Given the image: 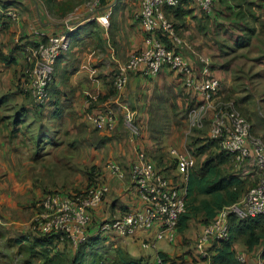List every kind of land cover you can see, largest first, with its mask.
Here are the masks:
<instances>
[{"label": "crops", "instance_id": "0c3cea01", "mask_svg": "<svg viewBox=\"0 0 264 264\" xmlns=\"http://www.w3.org/2000/svg\"><path fill=\"white\" fill-rule=\"evenodd\" d=\"M230 1L226 6L230 4L232 7L229 14L222 12L224 4L221 3L216 4L215 14L209 17L189 3L182 5L183 12L178 14L181 18L175 15V9H167L166 15L178 20L181 29L177 32L182 33L184 26L190 28V33L202 35L203 38L194 43L187 41L186 34L184 38L180 36L184 39V47L180 51L185 56L192 55L189 57L196 72L202 68L199 57H208L211 70L221 81L219 95L200 122V127H209L219 110L230 106L235 108L237 104L252 119V133L264 140V118L258 116L254 105L259 97L257 93L253 94L260 85L256 79L264 80V0H257L254 8H247L244 3L237 7V3L231 4ZM88 2L0 0V225L19 229L20 232L15 231L17 234L31 224L37 204L46 193L60 187L52 181L54 170L61 169L62 164L60 171L70 169L68 161L77 160L71 171L82 175L86 179L85 184L91 174L94 180L109 187L103 204L92 212L97 225L129 211L140 210L144 203L130 176L137 154L145 153L159 170L173 175L175 170L171 166L174 160L168 153L170 149H165L163 137L168 133L165 138L168 137L170 148L186 149V137L181 138L177 130L193 127L191 113L202 104L201 96L187 89L181 78L168 68L156 77L133 74L123 91L115 90L114 76L118 65L126 62L133 52L144 48L145 32L136 20L140 0H108L100 9L103 14L107 8H112L108 28L90 19L92 12ZM9 10L17 12L20 16L18 22L8 18L6 12ZM223 19L230 20L223 22ZM252 21L255 27L251 26ZM71 24L76 27L71 33V49L58 60L50 102L39 108L27 89L29 65L25 59L26 43L22 42L24 46L20 50L15 45V38L24 37L29 43L32 41L28 37L30 26L50 35H59L66 32ZM217 24L225 28L215 31ZM123 106L134 114L138 134L126 126ZM107 109L114 110L118 116L114 131L95 129L85 120L88 112ZM39 126L46 131L51 130V134L58 135L62 131L64 137L53 144L45 141L47 145L42 143L43 139L40 140L38 147L42 153L37 160L33 159L31 140H34ZM33 127L36 131L34 129L31 133ZM53 127L59 130L55 131ZM159 130L163 133L159 134ZM169 130L175 136H169ZM183 134L186 136L185 131ZM48 136L46 133L43 135L44 138ZM108 162H119L124 177L112 175L106 168ZM93 168L98 170L92 171ZM246 175L243 178L249 177ZM78 189V186L67 187L69 193ZM192 221L185 231L177 230L172 241L166 237L157 238L159 226L135 233L138 235L140 232L141 245L137 236L128 239L135 235H104L100 252L105 250L106 256L112 257L115 253L110 255L111 250L122 248L131 257L151 263L157 262L160 254H165L179 260L180 264H214L216 243H211L208 248L209 258H201L196 249V238L203 224L199 223L194 228ZM115 239L121 240L119 247L111 243ZM19 242L21 246L27 244L23 239ZM144 243L150 246L145 248ZM107 244H112L111 248ZM234 249L238 255H244L249 264H254L262 258L264 246L250 250L244 240L237 237Z\"/></svg>", "mask_w": 264, "mask_h": 264}, {"label": "built area", "instance_id": "2783aa9c", "mask_svg": "<svg viewBox=\"0 0 264 264\" xmlns=\"http://www.w3.org/2000/svg\"><path fill=\"white\" fill-rule=\"evenodd\" d=\"M185 0H140V9L136 20L145 32L144 48L133 52L129 59L118 65L114 85L117 91H123L133 74L141 73L145 77H156L164 68L177 74L185 87L201 96L202 104L191 113V124L200 127V122L212 106L221 88L220 79L213 73L208 57H199L202 68L196 72L191 61L183 54L169 49L161 39L166 34L177 44H183L174 23L168 19L166 8H177ZM216 0H189L200 12L211 15L215 9ZM103 0H89L87 6L92 12L91 20L99 22L105 28L109 27L112 8L102 9ZM8 18L18 22L17 12H6ZM66 32L50 35L43 30L30 26L33 43L24 46L25 59L29 65L27 71V89L37 106L50 102L51 86L54 82L55 66L62 54L71 49V33L76 27L71 24ZM15 43L21 45V38H15ZM126 126L134 134L138 129L134 124V114L123 106ZM86 121L95 129L114 131L118 125V116L112 109L98 112H88ZM249 121L238 111L231 108L219 110L213 118L210 128V139L217 141L222 151L232 155L235 169L246 174L259 176L258 184L250 188L236 203L224 206L215 219L206 225L196 238V249L201 258L208 259V248L214 241H226L231 236L230 218L235 216L240 220H251L264 217V141L253 136ZM177 163L179 178L171 180L159 173L154 164L148 161L145 153L137 154V161L131 169V182L135 186L144 205L120 217L100 223L92 228V211L98 209L109 192V187L100 183L87 188L80 194L68 195L62 192H50L37 204V211L31 220V228L44 234H57L61 242L68 241L78 249L91 237L117 235L128 237L140 230H151L159 226L158 239H175L183 214L187 212V184L196 159L189 151L173 147L169 150ZM106 168L112 175L124 177L121 166L116 162L106 163ZM143 246L149 247V243ZM241 264H249L244 255L237 256ZM158 263L161 259L158 258ZM254 264H264L259 258Z\"/></svg>", "mask_w": 264, "mask_h": 264}, {"label": "trees", "instance_id": "16d2710c", "mask_svg": "<svg viewBox=\"0 0 264 264\" xmlns=\"http://www.w3.org/2000/svg\"><path fill=\"white\" fill-rule=\"evenodd\" d=\"M107 1L108 0H103L102 6H104ZM233 1L237 2L239 0H233ZM189 3H191L189 2V0H185L183 4H181L177 8H166V10L175 9L174 11L175 15L178 18H181L178 16V14H181V12H183L181 11L182 5H189ZM218 3L227 5L228 0H216L215 9H216V4ZM243 3L246 5L248 3V0H243V2L240 3L237 2V7L241 6ZM251 4L252 3L248 4V6L251 7ZM227 8L229 10H232L230 4H228ZM215 9L213 12L214 14L216 12ZM202 14L209 17V15H206L204 13ZM254 16L256 17V15ZM28 37L32 38L31 39L32 41L29 43H33L34 42L33 35L29 31H28ZM161 39L162 42L169 49H172L175 52H181L180 51L181 48L184 47L183 44L182 45L177 44L171 37H169L166 34L162 35ZM25 40L26 38L24 37L21 38V42L28 44ZM15 45L20 50L23 49L22 46H24L23 43L21 45L19 44H15ZM189 56L192 55L189 54ZM189 56H185V57L191 61ZM56 67L57 64L55 66V73H56ZM116 73L114 76V81H115ZM137 75H142V74L139 72L137 73ZM54 80H55V76H54ZM46 105L44 106L36 105V106L39 108H44L46 107ZM85 120H86V116H85ZM210 143L212 144L216 143L219 146L218 142L212 139H210ZM196 150L197 152L194 154L199 156L201 155V152L206 151V148L200 147L197 148ZM147 159L148 161L152 162L149 159V157H147ZM231 159L233 161V164L231 163ZM135 162L136 160L134 161V163ZM134 163L132 164V166L134 165ZM223 164L229 165V170H227L226 172L225 169L221 168ZM155 168L159 173L165 175L167 178H170L171 180L176 181L179 178L178 174L172 177L171 174L168 175L164 170H159L156 166ZM171 168H174L177 173V163L175 161H173ZM96 169L97 168H93L92 171ZM193 170L189 176V180L187 184V212L182 215L178 227V231H182V232L188 228L191 220L197 218L198 214L200 213L203 214L201 218H197V219H199V223L203 224L202 228H204L206 225H208L215 219L220 209H222L224 206H228L238 202L249 190L248 189L246 191V188H249L251 185L250 183L249 184L245 183L244 180H248L247 178L250 179V177L253 176L257 177V179L255 180L256 182L251 185L252 187L256 186L259 181V176L256 174H249V177L243 178L241 174L242 170L235 169L232 155L226 153L225 151H221L216 156H211L207 158L199 169H195L194 171ZM100 183L101 182L94 180L93 176L89 174L88 188ZM53 192H62V191H53ZM62 193L68 195L72 194L67 192H62ZM199 196H203V198L200 201H199ZM198 201L199 203L196 205ZM128 213H130V211ZM109 220L111 219L104 220L103 222ZM97 223L98 222H96L92 217V226L96 225ZM230 232H231V236L229 240L213 242L216 243L214 248L215 254L213 256L214 264H241L237 259L238 254L234 249V243L237 237L242 238L250 250L254 249L257 246H261V245L264 246V217L261 216L251 220H240L237 217L233 216L230 218ZM38 236L39 237H34L33 241L30 238L29 239L24 238L23 241H27V243H31V245L28 244L31 246L29 250L34 248L35 253H32L30 255L31 257L38 256L41 259L48 260L52 253V250H55L57 246L62 244L61 236L52 233L44 234L42 232H38ZM103 243H104V239L101 238L100 236L91 237L90 240H88L85 244H83L81 247L77 249L76 255L74 256V259L71 262V264H180L179 260L171 259L165 254H160L159 256V258L161 259V263L158 262L151 263L143 258L136 259L131 257L129 253L122 248H117L115 254L112 257H107L106 256L107 252L104 253L100 252ZM262 259L264 260V251L262 254Z\"/></svg>", "mask_w": 264, "mask_h": 264}, {"label": "rangeland", "instance_id": "374dc122", "mask_svg": "<svg viewBox=\"0 0 264 264\" xmlns=\"http://www.w3.org/2000/svg\"><path fill=\"white\" fill-rule=\"evenodd\" d=\"M87 1H89V0H87ZM230 2H231V4H235V3L240 2V1L235 2V1L231 0ZM256 2H257V0H248V3L246 4L247 8H249L248 4H250V3H252L251 8L254 7L255 5H257ZM226 6L227 5L223 6L224 9L222 10V12L223 13L227 12V14H229L230 10ZM231 17L232 16H230L228 18H231ZM169 18H170V20H172V22L175 23L177 31H178V29L180 28L178 20H176L173 17H169ZM223 20H224L223 22H227L230 19H223ZM248 25H249V23H247V26ZM251 26L255 27L254 21H252ZM182 27H183L182 33L178 32V34L182 38H184V36L186 37V35H187V39H188L187 41L188 42L192 41L194 43L197 39L203 38L200 33H197V32L190 33L189 27H187V28H184V26H182ZM224 28H225V26H220L217 24L215 31H218V30H221ZM183 41H184V39H183ZM255 82H258V84H260L258 86L259 88L255 89V91H253V94L257 93L258 94L257 96L259 97L258 99L255 100V104H254L255 110H256V113L258 114V116H260L261 118H264V95H262V93L264 91V80L263 79H256ZM220 90H221V88H220ZM247 101H250V100H247ZM247 106H248V104H247ZM229 108H231V106L228 107V109ZM235 108H233V109H235L242 116H244L252 126V119L248 118L246 116V114H244L243 111H241L239 109L237 104L235 105ZM248 109L250 110V106H248ZM251 109H252V107H251ZM249 110H246V111L249 114H251V112H249ZM53 128H54L53 130H55V131L59 130L56 127H53ZM210 128H211V123H209V127L204 125L201 127L195 126V127H191V129H187V127L185 126V129H178L177 130L178 133L180 132L179 135L180 134L182 135L181 138L186 137V139H185L186 141L184 140V146L190 152V154L192 156H194L196 159V168L195 169H199L203 165V163L206 161L207 158H209L211 156H216L217 154H219L222 151L216 143L215 144L210 143V138H209ZM34 129L35 128L33 127V129L31 130V133ZM35 131H36V129H35ZM153 131L156 132L155 130H153ZM169 131H170L169 136H171V135L175 136V134H174V132H172V130H169ZM184 131L186 133V136L183 134ZM158 132H159V134L163 133L162 130H159ZM45 133L47 135H50L51 137L48 136L47 138H44L43 135ZM251 133H252V130H251ZM167 135H168V133L165 134L163 137L165 140L164 141L165 149H171L170 148L171 144L168 141V137H167V139L165 138ZM252 135L255 136L253 133H252ZM57 136L59 137L58 139H57ZM63 137H64V133L62 131H60L58 135H57V133L51 134V130L46 131L45 128L42 129L39 126L38 131L34 137V140L33 139L31 140V143L33 145L32 146L33 152H34L33 153V159L39 160V158L41 157L42 151L38 147V145H40V143H41L40 140L43 139L42 143H44V144H45V141H47V143L53 144L52 142H54L55 140H61V139H63ZM157 141L160 142V140H157ZM45 145H47V144H45ZM200 147L206 148V151L201 152V155L197 156L194 153H196L197 152L196 149L200 148ZM165 152H167V151H165ZM168 153H169V151H168ZM68 162H69L70 169H66V171H60L61 169H63V164H62L61 169L57 168V170H54L55 177H52V181H53V183H55L56 185H59L60 187H58L57 190L54 189V190L48 191L49 193L53 192V191H62V192L69 193L70 191H68L69 189L67 190V187H69V188H74L76 186L80 187V189L75 190L71 194V195H73V194H80L88 188L89 179L87 180V183L85 184L86 179L84 180V177L82 178V175H77L76 171H71L72 166L76 165L77 160L72 161V162L68 161ZM59 163H62V162L60 161ZM116 163L119 164V162H116ZM231 163L233 164L232 159H231ZM221 168L225 169V172H226L227 170H229V165L223 164ZM171 176L172 177L176 176V170L174 171L173 175L171 174ZM247 179L248 180H244L245 183L246 184L250 183L252 185L256 182L255 180L257 179V177L255 176V177H251V179H249V178H247ZM251 185L249 188H246V191L248 189L252 188ZM46 194H48V193H46ZM202 198H203V196H199V201ZM199 201L196 203V205L199 203ZM202 216H203V214L200 213V214H198L197 218H201ZM197 218H194V220L192 221V225L194 226V228L197 225H199V219H197ZM96 225L92 226L91 229H93V227H95ZM20 228L22 229V227H20ZM26 228L27 229L24 232L17 234V232H15V231L20 232L19 229L15 230V228L13 226H8V227L4 226L3 227L2 225H0V264H71V262L74 259V256L76 255L77 249L73 248L71 246L70 242H68V241L62 242V244L57 246L55 250H52V253H51L48 260L41 259L38 256L31 257L30 255L32 253H35L34 248L29 250V248L31 247L30 246L31 243H27V244L21 246V245H19L20 244L19 239H24V238L29 239L30 238L33 241L34 237H39V236H38V232L34 231L30 225L26 226ZM139 233H138V235H135L134 237H128V239H134L137 236V238H139L138 243H139V245H141L142 237L139 236ZM12 234H16V235L13 236ZM120 242H121L120 239H115L111 243L113 245H117V247H119ZM28 244H30V245H28ZM112 244H107L106 246L111 248ZM104 252H106V251L104 250ZM110 252H111L110 255H113L115 253V250H111Z\"/></svg>", "mask_w": 264, "mask_h": 264}]
</instances>
